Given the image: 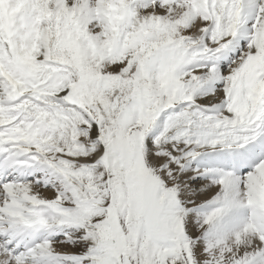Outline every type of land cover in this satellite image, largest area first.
Instances as JSON below:
<instances>
[{
  "label": "snow or ice",
  "instance_id": "obj_1",
  "mask_svg": "<svg viewBox=\"0 0 264 264\" xmlns=\"http://www.w3.org/2000/svg\"><path fill=\"white\" fill-rule=\"evenodd\" d=\"M0 264H264V0H0Z\"/></svg>",
  "mask_w": 264,
  "mask_h": 264
}]
</instances>
